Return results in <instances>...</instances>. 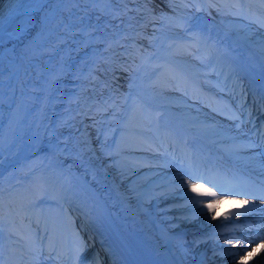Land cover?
I'll list each match as a JSON object with an SVG mask.
<instances>
[{"label": "bare ground", "instance_id": "obj_1", "mask_svg": "<svg viewBox=\"0 0 264 264\" xmlns=\"http://www.w3.org/2000/svg\"><path fill=\"white\" fill-rule=\"evenodd\" d=\"M184 1L172 8L168 0H43L30 31L10 38L12 29L6 28L0 36V64L16 71L12 84L19 85V92L0 134V218L7 213L18 217L15 209L47 190L60 205H73L85 229L92 231L94 238L81 255L83 264L102 259V264H122L106 245L102 259L96 254L97 241L104 237L79 196L70 176L74 173L106 199L142 264H234L247 250H253V258L245 256L249 264L264 259V254L257 255L264 246L257 239L264 237L263 204L217 194L220 200L209 212L191 198H212L197 196L186 186L195 176L193 167L206 159L234 170L263 167L251 132L256 128L264 133V0H233L258 17L252 18L253 25L247 23L249 17L235 20L231 28L211 16L201 0ZM10 3L0 0V13H7ZM165 8L189 23L174 31L183 48L193 50L203 40L220 76L219 82H211L189 64L187 69L175 66L164 76L168 90L182 85L207 107L214 99L217 110H199L173 93L167 104L158 105L143 93L144 116L120 125L118 147L105 156L98 117L118 113L106 103L127 84L137 91L127 73L151 48ZM193 25L195 39L201 37L195 43L189 31L181 30ZM161 114L168 121H156ZM233 114L240 119H231ZM82 140L88 141L84 151L79 150L85 147ZM66 143L69 151L64 150ZM192 183L203 185L197 179ZM198 190L215 192L205 185ZM57 206L50 202L43 208L61 212ZM61 216L47 225L56 247L51 255L41 222L42 261L77 264L76 249L87 238L64 230ZM21 237L17 229L0 228V264H32V245ZM250 241L252 248H245ZM50 256L55 260H48Z\"/></svg>", "mask_w": 264, "mask_h": 264}, {"label": "rangeland", "instance_id": "obj_2", "mask_svg": "<svg viewBox=\"0 0 264 264\" xmlns=\"http://www.w3.org/2000/svg\"><path fill=\"white\" fill-rule=\"evenodd\" d=\"M171 7L176 8L178 0H168ZM217 4L212 6L213 3L210 0H203V2L209 6L215 13V17L228 28H231L235 24V20L240 19L238 15H233L234 8H226L224 4L219 0H213ZM219 9V11H217ZM162 19L157 30L154 32V38L151 42V50H145L135 63L129 69V80L136 85L137 91H135L131 84H127L120 94L116 95L114 100H107V106L109 109H117L118 113H100L98 121L96 123L99 131V141L101 142L100 149L105 156L112 154V150H116L118 143L116 142V136L120 125L127 123L129 118H141L144 116L143 105V93L149 94L150 99L158 105H164L169 102V98L172 93L185 96L178 88L177 91H169L165 87L164 76L169 68H172L165 60L167 57L171 58L183 69H187L186 65L189 64L193 70L199 71L204 74L211 82L218 81V76L212 73L211 61L209 58L202 56L198 49L189 53H184L179 49L177 44V36L174 34V25L178 22L177 19L168 13L166 10L161 11ZM244 17V16H243ZM252 24V23H251ZM157 51V52H156ZM159 53V54H158ZM164 55V56H163ZM163 56V57H162ZM72 67V66H71ZM144 88V90L142 89ZM109 90L108 87L105 91ZM186 99V97H184ZM190 100V99H189ZM189 103L194 108L203 110V106L195 100H190ZM166 119V115L162 114ZM168 120V119H167ZM49 200H54L48 193L42 194L34 200L39 203H48ZM36 202V203H37ZM33 204V202H32ZM39 211V210H38ZM57 213L58 210H57ZM69 220L71 216L68 214ZM5 225V232L10 230V226ZM74 226V223L72 224ZM9 227V230L7 229Z\"/></svg>", "mask_w": 264, "mask_h": 264}, {"label": "snow or ice", "instance_id": "obj_3", "mask_svg": "<svg viewBox=\"0 0 264 264\" xmlns=\"http://www.w3.org/2000/svg\"><path fill=\"white\" fill-rule=\"evenodd\" d=\"M33 5H36L35 7ZM212 6H215L214 4ZM44 7L43 0H11V3L9 5V11L7 13H0V36H2L6 30V28H11L12 31L8 33L9 37H15L18 35H23L26 32L30 31L31 27L33 26V22L35 20V14L39 12ZM219 11V9H217ZM233 15H240L242 14L239 9L235 13H232ZM187 95V93H185ZM197 99H200L197 97ZM203 102V101H201ZM214 102V99H210L207 104L209 107H212V104ZM218 103V102H217ZM214 111L217 109L213 108ZM233 120H239L240 116L233 114L230 116ZM0 142H2V138H0ZM85 147L79 149L80 151L86 150V145L88 143L87 140H82L80 142ZM65 151H69L67 148V143L65 144ZM192 179H203V177H196L193 176ZM192 179H190L187 183V187L191 189L192 193H195L197 196H209L212 198L211 202L207 201H196L195 196H193L191 199L193 202H198L203 204L205 208L209 212L215 211V204H217L220 200V197L217 195L216 192H213L211 190H205L204 192H200L198 189L200 187H203V185H197L195 183H192ZM242 195H249L248 193H242ZM255 195V194H252ZM260 199L264 200V192L260 193ZM243 204H248L247 200L243 201ZM229 213H225V217H227ZM37 225L40 224L39 219L36 221ZM29 227H31V223L29 224ZM44 232L46 233V238L49 241L47 245V250L49 252V255L52 253H55L56 247L54 242L53 235L49 232L47 223H45L44 226ZM22 239H25V237H21ZM45 237L39 236L38 233H33L31 238L27 240L31 247V251L35 254V259L33 261V264H41V261L44 257L45 252V246L43 244ZM257 239L264 240V237H257ZM231 243V241H229ZM242 242L240 240H237V244H241ZM87 245L81 242L79 246L76 249V261L77 264H83V261L81 260L82 253L86 250ZM245 248L251 249L252 243L251 241L248 244L244 245ZM264 254V246H261L260 253L257 255ZM245 256L253 258V250H247L245 251L244 255L239 257L238 261H235L234 264H249V262L245 259ZM256 264H264V259H260L256 261Z\"/></svg>", "mask_w": 264, "mask_h": 264}]
</instances>
